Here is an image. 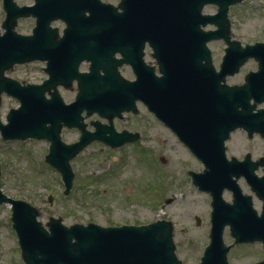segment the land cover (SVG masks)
Here are the masks:
<instances>
[{
  "label": "water",
  "instance_id": "95a60500",
  "mask_svg": "<svg viewBox=\"0 0 264 264\" xmlns=\"http://www.w3.org/2000/svg\"><path fill=\"white\" fill-rule=\"evenodd\" d=\"M244 1L188 0L191 9L189 29L181 40H176L178 46L174 52L180 56L179 59H184V53H188L189 59L191 55L198 54L199 59L194 56L193 59H197L199 64L175 66L170 81L162 79L157 82L156 112L160 120L171 127L194 154L200 156L204 151L202 161L206 165V171L202 175L193 176L196 187L213 198L211 245L206 250L203 264H229L228 253L231 247L225 246L223 240L227 227H230L237 244L264 243V209L262 215L258 216L252 201L241 198L242 192L237 185L241 176H245L248 181L253 179L255 192L264 200V179L255 180L254 174H250L253 169L251 166L249 172L245 163L236 159L229 162L225 154L226 141L238 129L248 132L250 136L257 133L264 139V110L254 113L258 105L264 103V44L244 49L240 42L234 40L228 17L230 7ZM209 4L220 6L217 17L201 16L202 6ZM5 9L8 18L3 27L8 33L3 38L0 35V74L6 69L2 67L10 68L25 62L22 56L23 40L12 30L16 21L25 17L24 11L13 0H6ZM68 12L69 8L62 5L61 17L68 19ZM208 23L216 25L218 30L201 32V25L206 26ZM166 37L171 40L169 36ZM216 40H224L229 47L226 50L228 61L224 70L238 72L251 58L259 63V72L250 74L245 86L229 89L220 85V78L224 79L226 73L223 70L221 77L216 76L211 52L207 47L209 42ZM201 59L207 63L202 64ZM165 67L168 68L162 66L163 72ZM167 86L169 91L166 90ZM123 88L125 91L133 90L125 85ZM4 91L22 103V108L11 112L8 125L4 126L0 121V133L4 141H51L52 153L47 162L62 174L68 191L71 190L74 174L69 159L77 156L91 141H105L100 133L108 129L100 127L93 135L85 131V126L80 124L84 97L79 98L75 106L54 109L53 100H44V93L39 87L23 88L18 82L6 80L0 75V100ZM145 91L148 97L146 87H141L138 93L144 100ZM39 99L44 103V109H40ZM253 100L255 105L251 104ZM171 106L173 110L170 112ZM93 111L102 116L105 113L101 107ZM168 114L172 115L168 117ZM48 121L53 123L52 129L46 126ZM60 121L83 131L79 143L68 147L60 141L57 136L61 129ZM109 142L118 146L125 141L117 137ZM59 150L65 159L58 155ZM226 189L234 193V204L224 200ZM2 204L13 206L12 220L25 264H182L176 255L173 224L166 221L143 227L102 228L90 224L87 227L75 225L66 228L61 219H52L48 224L50 230L47 231L38 222L40 212L36 208L23 201H14L2 193L0 166V205Z\"/></svg>",
  "mask_w": 264,
  "mask_h": 264
},
{
  "label": "rangeland",
  "instance_id": "374dc122",
  "mask_svg": "<svg viewBox=\"0 0 264 264\" xmlns=\"http://www.w3.org/2000/svg\"><path fill=\"white\" fill-rule=\"evenodd\" d=\"M229 17L232 33L243 45L264 43V0H246L232 8ZM3 19L0 2V23ZM224 47L223 43L211 45L218 65L224 56ZM256 70L257 64L252 61L228 83L240 84L247 73ZM21 71L20 78H32ZM66 97L72 99V96ZM18 106L16 100L4 97L0 109L2 121L5 122L9 111ZM136 118L132 127L142 130L141 144L115 150L94 144L72 163L77 177L68 196L64 194L60 176L40 162L41 159L39 161L41 153L47 150L46 144L2 143L3 193L37 207L42 212L40 220L44 224L50 217H62L70 226L76 223H95L104 227L138 226L162 219L172 221L176 227L180 259L185 264H197L209 244L211 226L207 219L211 213V199L199 193L187 176L189 169L196 172L201 166L196 165L194 158L185 153L151 117L142 114ZM63 138L71 142L76 135L66 130ZM229 146L231 155L240 157L247 152H262L264 142L258 136L249 139L237 132ZM51 196L54 197L52 205L49 204ZM224 198L229 200L228 195ZM11 218L12 207L0 205V264H24ZM225 240L227 244L233 242L228 234ZM261 251L258 244L237 246L231 252L229 262L256 264L264 257Z\"/></svg>",
  "mask_w": 264,
  "mask_h": 264
},
{
  "label": "flooded vegetation",
  "instance_id": "af4514ba",
  "mask_svg": "<svg viewBox=\"0 0 264 264\" xmlns=\"http://www.w3.org/2000/svg\"><path fill=\"white\" fill-rule=\"evenodd\" d=\"M4 1L0 0L3 20L6 17ZM15 2L27 15L18 22L17 27L18 33L23 37L22 53L26 63L7 70L5 75L8 78L18 80L22 84L38 85L39 90L44 93L43 99L46 97L49 102L53 100L54 109L61 108V98L70 105L77 103L81 97L85 98L84 106L87 107H84L85 109L94 110L101 107L106 118L102 120V127L108 129L100 133L104 136L105 141H102V144L105 148L111 150L117 146L109 142L117 137H120L121 141L122 139L132 141L129 145L132 144L133 147L141 144L144 134L142 130L134 129L132 126L135 121L137 122L136 116L144 114L164 129L185 153L193 156L182 144L178 134L171 127L159 122L155 114L147 108L144 98L138 95L141 87L148 86L151 92L150 101L155 109L156 81L163 76L161 66L163 64L175 66L179 63L176 52L171 50L164 52L163 49L172 47V39L189 29L191 9L188 0H15ZM62 5L69 8L68 19L61 17ZM109 6L113 8L110 9ZM208 9H213V12H208ZM217 13L215 6H207L201 11V14ZM166 35L171 38L170 42ZM214 64L219 70L215 58ZM21 70L25 76L32 78H20ZM173 72L172 67L165 70L166 82L170 81ZM123 85L132 87L133 90L125 91ZM66 96H72V99L68 100ZM38 104L40 109L45 108L40 99ZM172 110L171 106L170 112ZM171 115L168 114V117ZM95 120L100 118L93 117L86 123L87 131L92 134L96 133L92 123ZM68 133L76 135V139L71 142L64 140L68 144L77 142L82 135L78 130H71ZM230 142L226 144V153L232 158L235 156L231 155ZM193 158L196 165L201 166L195 171L201 172L203 166L195 157ZM235 158L240 162L249 158L248 165L251 167L259 162L264 165V146L262 152L261 150L258 153L247 152ZM263 165L256 171L260 178H264ZM239 185L245 195L252 196L246 179H240ZM254 204L258 209L263 207L257 198ZM261 248L263 249L262 246Z\"/></svg>",
  "mask_w": 264,
  "mask_h": 264
}]
</instances>
